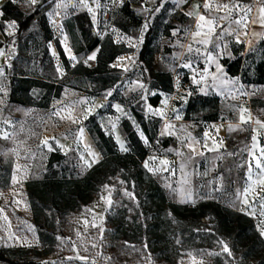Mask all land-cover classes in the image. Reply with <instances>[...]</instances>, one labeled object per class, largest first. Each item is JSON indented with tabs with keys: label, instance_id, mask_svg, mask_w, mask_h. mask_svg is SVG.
Segmentation results:
<instances>
[{
	"label": "trees",
	"instance_id": "16d2710c",
	"mask_svg": "<svg viewBox=\"0 0 264 264\" xmlns=\"http://www.w3.org/2000/svg\"><path fill=\"white\" fill-rule=\"evenodd\" d=\"M244 1L247 6L253 3V0ZM53 2L54 0H39L29 11L23 10L13 0H6L2 4L3 14L0 22L12 19L17 25L13 35L16 38L14 53L9 66L11 74H25L21 64L27 61L26 49L34 46L46 58L49 57L47 44L50 40H55L66 70L95 82L97 94L98 91L113 86L119 79L120 68L111 63L118 55L125 53L127 48L114 42L109 35L100 39L92 35L88 27L79 24L85 51L89 52L98 45L99 50L94 65L79 62L71 68L48 23L46 12ZM122 12L124 21L119 24L122 30L128 31L141 25L142 19L131 9L129 1L122 6ZM154 24L157 25L158 20H154ZM154 24L148 25L138 51L141 64L151 38L157 34ZM164 27L162 33L169 35L172 25L164 23ZM218 32L220 28L217 29ZM230 39L232 55L222 56L220 59L227 74L239 76L245 84L264 85V38L248 49H245L243 43H238L232 37ZM153 80L162 89L173 86V75L164 70H156ZM182 80L187 81L186 74H182ZM34 84L40 85V81L35 79ZM61 89L60 83L46 89L48 97L37 105L47 106L49 99L59 96ZM159 99L158 93L148 97L151 105H156ZM223 102L218 96L192 91L184 106V118L202 121L224 120L221 116ZM131 114L136 125L129 118H123L120 122L127 141V151H121L113 136L100 127L96 115H91L85 124L102 152V159L80 177H65L58 175L55 169V164L60 163L65 155L53 151L47 160V171L43 178L28 180L25 183L32 223L43 249L49 252L57 237L72 235L75 213L90 203L104 185L116 180L117 184L112 191L114 200L121 197L122 186L132 195L131 199H124L122 205L113 204L108 210L104 228L105 238L108 240L144 245L159 258L170 261V242H175L178 237V242L187 243L196 251L202 248L207 252L219 247L231 264H264V236L256 229L250 216L216 200L183 204L169 197L160 181L143 165L148 147L136 127L141 129L148 142L158 140L161 145H168L173 138L158 135L160 118L150 116L138 107H132ZM11 173V164L0 158V187L9 182ZM224 245L231 250V255L224 251ZM213 257L215 264H222L217 261L218 255L213 254ZM0 264H40V259L28 248L0 246Z\"/></svg>",
	"mask_w": 264,
	"mask_h": 264
},
{
	"label": "rangeland",
	"instance_id": "374dc122",
	"mask_svg": "<svg viewBox=\"0 0 264 264\" xmlns=\"http://www.w3.org/2000/svg\"><path fill=\"white\" fill-rule=\"evenodd\" d=\"M126 1L130 2L131 9L142 19L140 26L131 28L128 31H124L119 27V24L124 21L122 6ZM171 1L172 0H159L155 6L151 7L146 4L145 0H85V4H78L77 0H63V2L68 3V7L57 8L56 5L60 3L61 0H54L47 10L46 15L53 35L65 33V42L71 43L78 57L88 53L85 51L84 45H81L82 42H85L81 35L79 24L88 27L92 35H96L100 39L109 35L114 42L123 44L127 48L126 52L131 51V49H136L138 54L144 33L147 29L144 27L146 23L148 25L154 24V20H158V24H154L157 34L151 38V42H153L155 46L158 42L157 36L161 35L162 31L165 30L164 23L172 25L169 29L168 36H170L171 32L180 36L181 33L184 32L182 30H185L182 28H187L189 26V20L185 18V15L179 9L180 6L185 5L186 0ZM16 3L25 11H29L34 7V5L29 6L24 0H17ZM229 4L238 5V7L233 8L232 14L246 17L250 13L247 8V2L244 0H231ZM89 9H91V11H89ZM49 13H52V15L49 16ZM93 17H95V20H93ZM75 28H77L80 37L75 36ZM177 28H179V30H177ZM7 30L12 31L13 28L7 27ZM56 39L62 48L61 40H59L58 37ZM15 40L16 38L13 36H6L2 43L6 47L7 56H5V54L0 55V63H6V71L8 69L7 73H9V75H11L9 66L10 59L14 53L13 46ZM219 40L229 45L231 39L227 35L220 34V38L215 37L213 43ZM29 42H32V38H30ZM49 44L57 51V60L61 64V69L59 71L57 63L50 52L49 57L44 58L39 49L32 46L26 49L25 57L27 61L21 64V67L25 70V74L23 75L26 76L11 77L4 74L1 76L2 79H0V145L8 144L9 146L16 147L22 154L25 150L29 149L31 144L30 139L33 137L36 127L43 121L45 107H48L50 104L52 97L49 99L47 106L37 105L38 103L44 102L48 97L45 90L51 87L53 88L56 83L62 84L63 88V85H71L79 78L84 79L83 76L74 77L73 73L66 70L59 55L56 41L50 40L48 46ZM3 45L0 47L2 50L4 47ZM94 50L97 55L99 45L96 46ZM88 57L89 55L79 62H83L89 66L94 65L96 56L95 59L92 60H88ZM69 60L70 59L67 58L71 68L79 63L77 62L72 65ZM85 61L87 62L85 63ZM137 62H139L138 57ZM111 65H113V62ZM124 72L120 69L119 79ZM19 78H22V81H20ZM25 79L28 81L23 83ZM35 79L40 81V85L34 84ZM115 84L104 90L98 91V93L106 95L111 91V96H115L114 94L117 91V87H114ZM249 91L251 95L249 104L247 103L246 107L253 111L254 120L259 119L264 122V86L252 87ZM93 92L97 94L95 87L93 88ZM21 97L24 101H21ZM115 97L120 103L116 105H120L122 111H117L114 107L115 105L113 106L111 102H106L103 105L101 110L109 111L112 114V120L108 122L109 127L105 129H109L114 122L117 125L116 127L123 131L120 124L123 118H129L133 121V124H135L130 107H139L140 98L136 95L127 100L119 96ZM243 104L245 103L242 101H224L221 105V116L224 118L237 117L238 112H240L239 110L244 107ZM5 121L8 122L6 123ZM259 126L261 128V134L259 135L260 148L258 151H255V147L253 148L248 159L238 171V178L242 180V186L244 188H249V191L246 196L243 193V197L239 201L240 208L236 210L250 216L254 220L256 229L261 232V230H264V215H261L262 211H264V208L261 207V205L264 204V187L256 183L261 174L260 171L255 168V157L261 155L260 149L264 147V127H261V125ZM250 127L249 125V130ZM136 130L141 136V133H143L141 129L136 127ZM5 133H7L8 136H10L11 133L15 135L12 137V140L9 141L3 138ZM90 139L94 147L98 148L92 136ZM141 139L144 143L145 139L147 140L144 134L141 136ZM145 144L148 149L151 148L150 152L152 154L157 155L163 151L161 143L158 140L153 142H148L147 140ZM63 145L66 148L68 146V148L63 160L55 164L57 174L65 177L82 176L90 168L84 163V160L89 161L92 166L93 156L89 155V152L84 154L81 153L74 144H66L63 142ZM169 145L173 146L174 141H171ZM171 152L172 151H169V153ZM81 156H83L84 159H81ZM0 158L9 162L12 166L9 182L0 187V193H2V195H0V246L28 248L40 259V264H46V262H55V264H215L213 254L218 255L217 261H221L222 264H231L221 253L219 247L209 249L207 252H204L202 248L196 251L190 248L187 243L178 242V237L175 242H170L171 246L169 252L172 258L170 261L159 258L156 254L147 250L144 245L115 242L105 238V217L108 210L113 204L122 205L124 199H131V196L125 195V191L127 190L123 186L120 187L121 197L115 200L112 198L113 188L117 184L116 180L107 184V187L104 185L90 203L84 205L75 213L74 232L72 235L65 237L59 236L62 239L57 238L51 251L46 252L38 241V235L32 223V216L25 194V183L31 180L29 178L32 176H36L37 179L43 178L47 171V166L45 165L44 171L41 170V166H34L31 172L29 171L31 166L28 162L25 163L22 161L21 165L24 164L27 166H23V168L22 166H15L14 158L12 157L0 156ZM249 162L252 165L251 179H249L248 173ZM146 169L160 181L169 197L177 202L176 193L173 191V189H175L174 176L168 171L150 172L148 168ZM13 176L16 178L15 181H13ZM230 178H232V176H230ZM223 199L225 201L228 200L227 198L221 197H219L218 200L221 201ZM245 199L247 203L244 202ZM109 200H111V204L108 203ZM93 245H95V247H93ZM68 257H72V259H67ZM77 257H85L86 259H78Z\"/></svg>",
	"mask_w": 264,
	"mask_h": 264
},
{
	"label": "crops",
	"instance_id": "0c3cea01",
	"mask_svg": "<svg viewBox=\"0 0 264 264\" xmlns=\"http://www.w3.org/2000/svg\"><path fill=\"white\" fill-rule=\"evenodd\" d=\"M5 1L6 0H0V12H2L1 6ZM158 1L159 0H145L146 4L151 7L155 6ZM173 1L177 0H172L171 2ZM230 1L231 0L186 1L185 5L180 6L179 9L185 15V18L189 20V26L187 28H182L185 30H182L184 32H182L180 36L175 35L173 32H171L170 36L163 33L158 35L156 46L153 42L149 43L144 54L143 64L137 62L138 54L136 49H131L129 52L118 55L114 59L113 65H116V67L123 70V72L125 71L114 86L115 88L117 87V91L114 95L126 100L132 98L134 95L139 97L138 108L150 116L161 119L158 135L160 137H172L174 141L173 146L169 144L161 145L163 151L157 155L152 154L150 152L151 148H149L148 154L143 160V165L145 161H148L149 168L154 169V171L156 169H161L155 172L168 171L174 176L175 193L178 203L191 204L200 200H218L219 197H221L227 198L228 200H218L220 203L236 210L240 208L239 201L242 199L245 189L242 186V180L238 178V171L253 151V144L256 145L255 151H258L260 148V124H257L256 120H254L253 111L246 107V104H249L251 95L249 89L264 85L245 84L241 82L239 76H230L227 74L220 59L222 56L232 55L230 47L224 41L219 40L213 43V40L215 37L220 38V34L223 33V35L232 37L238 43H243L245 49H248L259 39L264 38V22H262L261 19L264 14L259 11V0H253L251 11L246 17L232 13L229 15L228 10L223 8L217 10L216 6L218 4L229 3ZM205 2L211 5L210 9L204 8ZM195 5H199V7H194ZM189 12H191L192 15H187ZM201 15H204L206 19L201 21L199 19ZM225 15H228L229 18L225 20L219 19L220 16ZM209 20H213L212 25L208 23ZM236 20H240V23L237 24L235 22ZM11 21L13 20L8 19L0 22V47L3 45L2 43L6 36H13L16 33L17 25L12 31L7 30V25ZM198 24L200 25L199 28L197 27ZM218 28H220V32L217 33ZM177 30H179V28H177ZM196 32H199V35H193V33ZM74 34L80 37L77 28H75ZM54 37H58L59 40H61L62 49L67 58L70 59L71 56L76 57L75 60H69L72 65L85 59L87 55H92L95 51L94 48L86 55L78 57L71 43L65 42V33H59ZM204 40H207L208 43H200ZM217 44L219 47H216ZM81 45H84V43L82 42ZM189 45L193 49L191 52L188 51ZM66 48L70 49V52H66ZM197 48L200 49L199 53L195 51ZM48 49L53 59H55L57 67L61 69V64L57 60V51L50 44ZM54 52L55 55L53 54ZM209 52H211L213 56V60L211 61H209L207 56ZM3 54L7 56L5 46L3 47ZM186 63H190L191 67H184L183 65ZM217 65H220V71H217ZM0 67L3 68V75L5 74L11 77L26 76L23 74L9 75V73H7L8 69L6 71V63L4 62L0 63ZM158 69L170 72L173 75L172 88L162 89L154 83L153 76ZM205 69H207L206 72ZM182 73L187 75V81L182 80ZM1 76L2 75H0V79H2ZM73 76L80 77L76 74H73ZM194 76L199 83L193 82ZM214 76H223L225 80H238V84H222L220 80L217 79L215 81L216 86L214 87ZM201 77H203V79H201ZM19 79L22 81V78ZM27 81L28 80L25 79L23 83ZM141 85L144 87H141ZM240 85H243V94L241 91H238ZM94 87V82L81 78L71 85H63L60 95L58 97H52L49 106L45 107V116L43 121H41L39 125L37 124L38 127H36L35 135L30 139L31 144L29 149L25 150L22 154L16 147L9 146L8 144H1L0 156L14 158L15 166L17 165L19 167H27L21 164L22 161L25 163L28 162L31 166L29 170L31 172V169L37 165H39V167L41 166V170L44 171L51 152L59 151L64 155L66 154L68 146L66 148L63 145V142H65L66 144L71 143L76 145L83 154L88 152L86 146H90L91 151L96 154L93 156L92 164L94 165L102 159L103 155L101 150L95 148L92 144L90 133L85 124L86 119L91 115L97 116L98 124L107 134L113 136L120 150V144L116 140L117 135L120 136L121 141L128 149L127 141L120 128L116 127L113 130L112 127H110L107 130L105 129L109 127L108 122L112 120V114L109 111H102V107L100 106L104 105L106 102H111L114 106L120 104L119 101L115 96H107L105 99L106 95L94 93ZM192 91L206 95H215L223 101H242L245 103L243 104V109L246 111L243 112V115L247 122H241V112H238L237 117L225 118L224 120L202 121L185 119L184 104ZM157 93L160 94V99L156 105H151L148 101V97ZM21 101H24L22 97ZM81 101H83V103H81ZM149 107L152 111H149ZM131 108L132 107H130V110ZM70 114L76 119L75 123L69 119ZM177 114L181 116V119H176ZM85 115L87 116L86 119H84ZM167 124H171L174 127L166 129L165 125ZM249 125L251 126L250 130L248 129ZM230 126L233 128L232 131H229ZM80 128L84 129L82 136L79 134ZM162 132L164 133L163 135L161 134ZM205 132L208 133L207 137L204 136ZM189 133L195 140L187 139ZM14 135V133H11L7 140H12ZM254 135L257 137L256 141L252 140ZM53 137L55 139H53ZM45 139L48 141L47 144L43 143ZM197 140L199 143L195 142ZM220 141H223V144H220ZM189 143L194 145L196 153L189 152L187 147ZM205 144L207 145L206 148L204 147ZM61 145H63V147H61ZM213 147H216L217 151L208 150ZM170 149L172 150L171 153H169ZM177 152L182 153V155H177ZM200 152L204 154L199 155ZM229 153H233V155H229ZM189 155L193 156V161L181 171L180 165L188 159ZM151 157H155V159H150ZM165 159L169 161L167 166L160 164V160ZM230 176H232V178H230ZM29 179H37V177L32 176ZM186 190L191 191V197L187 202H182L186 195Z\"/></svg>",
	"mask_w": 264,
	"mask_h": 264
},
{
	"label": "snow or ice",
	"instance_id": "6c2138e0",
	"mask_svg": "<svg viewBox=\"0 0 264 264\" xmlns=\"http://www.w3.org/2000/svg\"><path fill=\"white\" fill-rule=\"evenodd\" d=\"M13 2H17V0H13ZM24 2L27 3L29 6H33V5H36V4L39 2V0H24ZM259 2H260V4H261V7H260L259 11H260L262 14H264V0H259ZM77 3H78V4H85V0H77ZM73 6H76V5H73ZM56 7H57V8H60V7L67 8V7H68V3H65V2H63V0H61L60 3H57ZM194 7H197V8H198L199 5H195ZM235 7H238V5H230L229 3H222V4H218V5L216 6L217 10H220L221 8H223V9H227L229 15L231 14L233 8H235ZM204 8H205V9H210V8H211V5H210L208 2H205V4H204ZM247 8H248V11L250 12V11H251V7H250V6H247ZM157 10H159V9H157ZM89 11H91V9H89ZM2 14H3V13L0 12V15H2ZM57 14H59V13H57ZM51 15H52V13H49V16H51ZM187 15H192V13L189 12V13H187ZM228 18H229L228 15L220 16V17H219V19H221V20H225V19H228ZM199 19H200L201 21H203V20H205L206 18H205L204 15H201V16L199 17ZM213 19H215V18H213ZM261 19H262V22H264V16H262ZM93 20H95V17H93ZM235 22H236L237 24H239V23H240V20H236ZM208 23H209L210 25H212V24H213V20H209ZM7 26H8V28H15V26H16V21L13 20V21L9 22ZM144 27L147 28V27H148V24L146 23V24L144 25ZM197 27L199 28L200 25L198 24ZM225 31H227V30H225ZM9 34H11V33H9ZM174 34H175V33H174ZM222 34H223V33H222ZM222 34H221V35H222ZM193 35H199V32L193 33ZM200 43L207 44L208 41H207V40H204V41H201ZM216 47H219V45L217 44ZM65 50H66V52H70V49H67V48H66ZM188 51H189V52L193 51V49H192V47H191L190 45H189V47H188ZM195 51H196L197 53H199V52H200V49L197 48ZM2 54H3V50L0 49V55H2ZM53 54L55 55V52H54ZM95 56H96V53L93 52L92 55H90L87 59H88V60L95 59ZM207 56H208L209 61L213 60V56H212V53H211V52L207 53ZM70 59L75 60L76 57L71 56ZM121 59H123V58H121ZM86 62H87V61H85V63H86ZM183 66H184V67H191V64H190V63H186V64H184ZM59 70H60V69H59V67H58V71H59ZM220 70H221V69H220V65H217V71H220ZM206 71H207V69H205V72H206ZM0 75H3V68H2V67H0ZM201 79H203V77H201ZM217 79H219L220 82H221L222 84H225V83H227V84H232V85H236V84H238V80H237V81H233V80H225L223 76H221V77H215V76H214V77H213V86H214V87L216 86L215 81H216ZM193 82H194V83H199V81H197V80L195 79V76L193 77ZM141 87H144V86L141 85ZM242 89H243V85H240L238 91H241V93H242ZM202 90H203V89H202ZM242 94H243V93H242ZM111 95H112V92L109 91V92L106 94L105 99L107 98V96H111ZM81 103H83V101H81ZM100 106L103 107V105H100ZM114 107L116 108L117 111H122L120 105H115ZM89 111H90V109H89ZM149 111H152L150 107H149ZM239 111L241 112V115H240V120H241V122H242V123H246L247 121H245V119H244V115H243V112L246 111V110L243 109V108H241ZM86 118H87V116L85 115V116H84V119H86ZM69 119H71L73 123L76 122V119L73 118V117L71 116V114L69 115ZM117 119H119V118H117ZM176 119H177V120L181 119V116H180L179 114H177V115H176ZM5 122L7 123L8 121H5ZM256 123H257V124H260L261 127H264V122L260 121L259 119L256 120ZM116 126H117V125H116V123H114V122L111 124V127H112L113 130L116 128ZM173 127H174V126L171 125V124H167V125H165V128H166V129H171V128H173ZM232 130H233V128L230 126V127H229V131H232ZM83 132H84V129H83V128H80V129H79V134H80L81 136L83 135ZM161 134L163 135L164 133L162 132ZM33 135H35V133H33ZM141 136H143V133H141ZM204 136L207 137V136H208V133L205 132V133H204ZM3 138H4V139H8V138H9V137H8V134L5 133L4 136H3ZM53 139H55V138L53 137ZM187 139H188V140H195V138L192 137L190 133L188 134ZM116 140H117V142L120 144V148H121L122 151H127V150H128V149L125 147L124 143L121 141V138H120L119 135L116 136ZM252 140H253V141H256V140H257V137L254 135V136L252 137ZM195 142H196V143H199L198 140L195 141ZM43 143H44V144H47V143H48L47 139H45V140L43 141ZM57 143H58V142H57ZM145 143H147V140H146V139H145ZM220 144H223V141H220ZM255 146H256V145L253 144V147H255ZM61 147H63V145H61ZM187 147H188L190 153H196V148L194 147L193 144L189 143V144H187ZM204 147L206 148L207 145L205 144ZM86 148L88 149L89 155H92V156H95V155H96L95 153H93V152L91 151L90 146H86ZM50 150H51V149H50ZM208 150H209V151H217V148H216V147H213V148H209ZM245 150H247V149H245ZM169 151H172V150L170 149ZM260 152H261V155H260L259 157H255V168L258 169V170L260 171V174H261V175L258 177V180L256 181V183H258L261 187H264V147H262V148L260 149ZM203 154H204L203 152H200V153H199V155H203ZM177 155H182V153L177 152ZM229 155H233V153H229ZM218 158H219V157H218ZM81 159H84V157L81 156ZM150 159H153V160H154L155 157H151ZM192 161H193V156H192V155H189L188 159H187L184 163H182V164L180 165L181 171H183V170L187 167L188 164L192 163ZM84 163H85L88 167H91V163H89V161L84 160ZM160 164H161V165H165V166H167V165L169 164V161H167L166 159H165V160H160ZM144 167H145V168H148V170H149L150 172H153V171H154V169L148 167V161H145V163H144ZM159 170H161V169H156L155 171H159ZM164 170H167V169H164ZM251 172H252V165H251V163L249 162V163H248L249 179H251ZM173 174H174V170H173ZM15 179H16L15 176H13V181H15ZM184 182H187V181H184ZM105 187H107V185H106ZM249 187H250V186H249ZM173 191L175 192L176 189H173ZM182 191H184V190H182ZM248 191H249V188H245V189H244V194H245V196H246V194H247ZM0 195H2V193H0ZM125 195L131 196L132 194L129 193V192H127V191H125ZM190 197H191V191H190V190H186V195H185L184 200H183L182 202H187V200L190 199ZM102 199H103V197H102ZM193 202H194V201H193ZM244 202L247 203V200L245 199ZM108 203L111 204V200H109ZM261 207L264 208V204H262ZM261 215H264V211H262ZM94 226H95V225H94ZM260 234H261V236H264V230H261ZM57 238H58V239H62V238H60V237H57ZM221 243H222V242H221ZM29 246H30V245H29ZM93 247H95V245H93ZM224 251L227 252L228 255H231V254H232V253H231V250L228 248L227 245H224ZM77 258H78V259H86L85 257H77ZM67 259H72V257H68ZM46 264H55V262H46Z\"/></svg>",
	"mask_w": 264,
	"mask_h": 264
}]
</instances>
